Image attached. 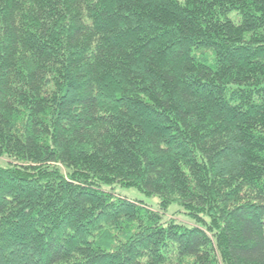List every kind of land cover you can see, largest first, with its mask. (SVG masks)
I'll return each mask as SVG.
<instances>
[{
    "label": "trees",
    "instance_id": "obj_1",
    "mask_svg": "<svg viewBox=\"0 0 264 264\" xmlns=\"http://www.w3.org/2000/svg\"><path fill=\"white\" fill-rule=\"evenodd\" d=\"M0 264H264V0H0Z\"/></svg>",
    "mask_w": 264,
    "mask_h": 264
},
{
    "label": "rangeland",
    "instance_id": "obj_2",
    "mask_svg": "<svg viewBox=\"0 0 264 264\" xmlns=\"http://www.w3.org/2000/svg\"><path fill=\"white\" fill-rule=\"evenodd\" d=\"M101 189L112 192L115 196L124 197L129 200L139 201L148 208L159 210V198L157 196H147L135 187H126L118 183L103 184ZM163 222L173 221L175 223L185 224L187 226L202 225L201 220H197L187 214L186 210L177 202L169 204L164 210H160ZM207 220L206 216H203Z\"/></svg>",
    "mask_w": 264,
    "mask_h": 264
}]
</instances>
